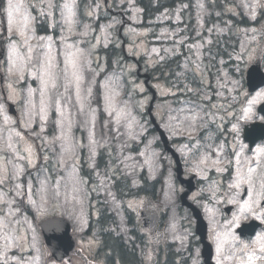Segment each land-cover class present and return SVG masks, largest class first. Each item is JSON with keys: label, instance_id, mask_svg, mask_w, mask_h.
<instances>
[{"label": "rangeland", "instance_id": "rangeland-1", "mask_svg": "<svg viewBox=\"0 0 264 264\" xmlns=\"http://www.w3.org/2000/svg\"><path fill=\"white\" fill-rule=\"evenodd\" d=\"M81 2L79 10V0H13L14 4L20 3L21 8L14 15L10 36L4 11L7 0L0 4V42H3L0 48L4 50L0 61V179L8 177L5 183H0V254L5 250L3 238L8 236L13 242L12 248L8 249V264H50L51 257L43 245L37 224L54 214L59 213L70 222L76 248L88 259L92 256V249H88L92 242L87 239L86 228L92 217L91 211L102 210L108 205L118 213V231L126 232L123 228L126 216L121 202L128 205L127 197L113 187L114 180H119L121 175L135 189L137 176L144 168L148 178L160 170L164 175L163 197L170 202L178 197L174 185L173 190L170 188V179L174 182L175 175L169 168V158L148 122L146 110L149 102L135 78L132 57L140 60L145 71L151 70L156 76L157 83L153 86L158 100L152 113L164 133L173 134L176 139L192 140L204 125L198 121L215 118L212 112L207 114L206 111L207 118L202 116L200 108L192 106L197 99L179 98L183 95L189 94L190 99L198 98L201 103L215 102L232 107L228 110L220 106L217 112L228 113V122H232L229 130L233 125L242 130L258 119L257 107L264 102L261 99L252 105V119L245 120L244 110L249 107V101L264 90L262 88L242 100L246 67L257 56L262 57L264 67V0H185L174 9L162 11L149 22H143L137 0ZM65 3L72 8L71 24L66 22L68 10L63 7ZM231 16L241 17V21L245 18L249 23H239ZM25 17H28L27 21ZM37 21L47 22L48 29L56 33L38 35L35 31ZM255 21L251 26L250 23ZM26 22L27 29L24 28ZM122 24L128 58L122 56V40L118 37ZM19 30H25L30 37L28 44L23 43ZM41 36L52 39L40 40ZM13 43L15 53L10 52ZM111 45L121 54L110 62V68L106 66V54L100 51ZM79 50L84 52L86 60L74 74L68 61L78 56ZM176 56H180L178 61L174 59ZM49 60L52 67L46 73L45 62ZM6 101L13 105L15 114L9 113ZM176 101L179 106H175ZM236 105L239 106L233 107ZM30 106H34L33 112H39L43 107L46 122L35 116L29 124L27 113ZM193 113L198 115L194 123L191 120ZM217 117L224 118L218 114ZM61 121L65 131L71 124V136L76 145L74 154H65L64 164L60 163L61 141L51 143L61 132ZM42 126L43 132L40 131ZM16 132H20L24 139L16 136ZM232 134L241 142V131L237 135L232 130ZM29 144L34 150L35 167L17 156L27 155L23 148ZM187 146V143L182 144L184 151ZM187 151L185 156L191 152ZM39 152L47 167L35 171L39 165ZM100 159L104 165L98 168L96 165ZM202 159L194 160V164H199ZM209 159L210 154H207ZM13 164L24 169L19 179L12 178ZM81 170L90 172L91 183L81 177ZM41 181H46L43 191ZM17 184L22 185L19 195ZM262 184L264 169H253L248 180L235 190L231 201L249 199L247 194L241 201L244 186L255 198L257 193L264 191ZM41 196L48 201L43 215L37 211L42 203ZM201 196V192L195 195L196 198ZM23 197L26 202H22ZM261 233L264 228L258 232ZM255 247L259 253L258 245ZM3 259L0 255V264ZM70 262L91 264L90 261L84 263L76 255H71Z\"/></svg>", "mask_w": 264, "mask_h": 264}, {"label": "flooded vegetation", "instance_id": "flooded-vegetation-1", "mask_svg": "<svg viewBox=\"0 0 264 264\" xmlns=\"http://www.w3.org/2000/svg\"><path fill=\"white\" fill-rule=\"evenodd\" d=\"M192 106L199 107L205 118V111L207 114L212 112L215 118L198 121L204 124L203 128L190 141L176 139L173 134L167 137L181 163L182 181L175 175L174 188L179 189V193L184 188L191 189L189 203L200 213L205 226L199 225L198 228L193 210L179 199L170 202L164 198V189H158L157 180L149 181L141 175L136 192L124 195L128 205L121 202L126 216L123 225L126 232L118 231L115 222L117 212L108 205L102 210L90 212L92 217L87 224L86 236L92 242L88 247L92 249V256L89 257L93 259L89 260L91 264L98 261L100 264H240L241 260L247 259V253L242 251L243 244L249 245L250 252L256 234L251 237L241 235L237 228L229 224L241 214L240 204H244L231 201L237 189L232 185L237 183L238 177L247 181L252 173L249 168L264 169V153H257L258 148H264V140L251 145L244 140L238 142L236 136H232V130H229L232 122H228V113H217L220 106L228 110H232V107L215 102L201 103L198 99L192 102ZM256 111L259 112V106ZM216 113L224 118L219 119ZM184 143L188 145L187 150H191L190 156L184 155L188 154L182 148ZM207 154H210V159L206 163L194 164V160L207 158ZM169 163L174 170L171 155ZM215 190L216 193H213ZM243 190H246V186ZM198 192L202 196L196 198ZM261 205L264 206V201ZM256 221L261 223L260 220ZM98 223L104 225L102 230L96 229ZM262 261L254 260L253 264H264Z\"/></svg>", "mask_w": 264, "mask_h": 264}, {"label": "snow or ice", "instance_id": "snow-or-ice-1", "mask_svg": "<svg viewBox=\"0 0 264 264\" xmlns=\"http://www.w3.org/2000/svg\"><path fill=\"white\" fill-rule=\"evenodd\" d=\"M52 5L50 4L49 7H51ZM64 9L68 10V17H66V22L71 24L72 23V8L71 5L69 3H65L63 5ZM21 8V4L20 3H13V0H7V5L6 8L4 9L6 15H7V24H8V28L7 31L9 33V36L11 35V33L13 32V21H14V15L16 13H19ZM253 18L254 15H253ZM28 20V17H25V21ZM25 29H27V22L25 23L24 26ZM19 36L21 37L22 41L24 44H28V41L30 39L29 36L26 35L25 30H19ZM40 40H49L51 41V37H44L41 36L39 37ZM50 47V45H49ZM16 51V46L15 43H13L12 47L10 48V52L15 53ZM28 52L31 53L32 52V48L29 47L28 48ZM67 56V54H66ZM29 59H31V57L29 56ZM84 60H86V57L84 55V52L82 50H79V55L78 56H73V58L68 61L71 64V68L74 71L78 70V68L80 67L81 63L84 62ZM52 67L51 65V61H46L45 62V72L48 73V69H50ZM68 68H67V64L65 67V72H67ZM9 71H11V69H9ZM22 71V69H21ZM80 78L77 77V80H79ZM55 86V85H53ZM30 94H31V90H30ZM110 99V98H108ZM264 99V90L259 91L256 96H254L250 101H249V107L247 109L244 110V118L245 120H251L252 119V105H255L259 100ZM43 103V101H42ZM33 107L34 106H30L28 109V123L30 124L33 119L35 118V116H39V119L42 122H46L47 119V115L45 112V109L43 107H41V109L39 110V112H33ZM112 113L109 112V115H111ZM198 119V115L193 113L191 116V120L194 123L195 120ZM259 121H261L262 123H264V115H260L258 117ZM117 122H119V116L117 117ZM61 127V132L58 136L54 137L53 141H51V143H54L55 141L59 140L61 141V159H60V163L64 164L66 163V160L64 159L65 154L67 153H73L74 154V150H75V143L73 141V137L71 136V124L69 123L68 125V129L67 131L64 130V125L63 122H60ZM130 126V125H129ZM233 132H235L237 135H239L241 129L237 126V125H233ZM41 132L45 131L44 127L42 126L40 129ZM16 136L20 137L21 140L24 139L23 135L20 132H16ZM43 143L47 144L50 143L49 141H43ZM92 143H95V141H92ZM82 146V145H81ZM9 148L12 147L11 144L8 145ZM33 147L32 145H27L23 148V152H25L27 155L24 156H20L19 154H17L18 159L21 160H26L27 163L29 164V166L35 167L34 163H33ZM257 153H264V148H258L257 149ZM47 156H45V160H47ZM207 158H203L200 163H206ZM8 163H11V161H8ZM13 179H19L20 175L23 173L24 169L16 164H13ZM4 170L6 171V165H4ZM253 169L249 168V172H252ZM8 179L7 176H5L3 179H0V183H4L6 180ZM244 179L241 177H238L237 183L235 185H232V187H236L239 188L241 183H244ZM250 182V181H249ZM58 183V182H57ZM46 185V181H41V190L43 191ZM17 194L19 195V189L22 187V185L17 184ZM262 189H264V184L261 185ZM29 193L31 192V188H28ZM249 196V199L247 201L244 202V204L241 206V214L239 216H236L233 218L232 221L229 222L231 227L234 228H242L243 227V223L242 221L247 219L249 215H251L252 217H254L256 220H260L261 223H264V206L261 205V201H264V191H261L259 193L256 194L255 198L253 197L252 192H248L247 193ZM41 205H39L37 207V211L39 214L43 215L44 211H45V205L47 204V198L45 196H41ZM31 203L35 204V201H31ZM131 206V205H130ZM142 206V204H141ZM59 230V225H53V231H58ZM5 240V244H4V252L0 255H2L4 257L3 259V264H8V260H7V255H8V249L12 248L13 246V242L9 239L8 236H5L3 238ZM254 247L251 249V251L249 252V245L248 244H243V248L242 251H245L247 253V259L246 260H241L240 264H253L254 260H264V233L258 234L256 237V240L253 242ZM255 245H258V252L257 253V248L255 247ZM219 251V248H218ZM56 260L57 257L55 256V253L52 254L51 256V261L50 264H56ZM19 264V262H18ZM67 264H71L70 261L67 262Z\"/></svg>", "mask_w": 264, "mask_h": 264}, {"label": "water", "instance_id": "water-1", "mask_svg": "<svg viewBox=\"0 0 264 264\" xmlns=\"http://www.w3.org/2000/svg\"><path fill=\"white\" fill-rule=\"evenodd\" d=\"M246 76V85L250 92L255 91L259 87L264 85V73L261 72L259 66H253L247 71ZM144 78H148L147 75L142 76ZM147 83V81H145ZM264 109V106H263ZM264 111V110H262ZM262 130H259L255 133H250L248 135V139H258L261 135H263L264 130L263 127L260 126ZM246 140L247 135L245 134ZM164 141V139H163ZM254 224V228L256 229L258 224L250 223L249 225ZM53 225H59L58 231H53ZM45 244L51 254L55 253L57 257L56 261H61L62 259L69 256V252L73 249L74 243L70 237V225L63 218H55L51 220H47L42 222L40 225Z\"/></svg>", "mask_w": 264, "mask_h": 264}, {"label": "trees", "instance_id": "trees-1", "mask_svg": "<svg viewBox=\"0 0 264 264\" xmlns=\"http://www.w3.org/2000/svg\"><path fill=\"white\" fill-rule=\"evenodd\" d=\"M180 0H138V6L142 10L143 22L151 21L157 13H160L162 10L176 6V3ZM38 33H45L47 30L40 29V26H37ZM100 53L106 54L107 64L110 61L117 60L120 57V52L115 46L111 45L108 49L100 51ZM110 65V64H109Z\"/></svg>", "mask_w": 264, "mask_h": 264}]
</instances>
